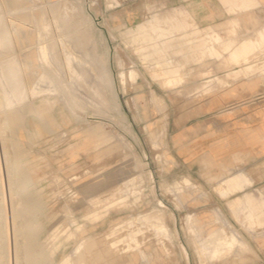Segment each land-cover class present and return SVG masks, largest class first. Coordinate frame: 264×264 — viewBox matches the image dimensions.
Returning <instances> with one entry per match:
<instances>
[{
    "label": "rangeland",
    "instance_id": "rangeland-1",
    "mask_svg": "<svg viewBox=\"0 0 264 264\" xmlns=\"http://www.w3.org/2000/svg\"><path fill=\"white\" fill-rule=\"evenodd\" d=\"M0 7L14 30L0 67L14 55L30 88L41 72V37L68 76L59 91L76 105L46 93L10 115L0 111V264H75L79 247L85 264H187L154 190L180 205L185 244L186 217L199 241L220 223L236 235L240 248L204 264H264V222L229 204L246 209L251 196L264 217V0ZM245 38L249 52L234 61ZM80 61L89 64L78 87L70 68ZM161 222L172 241L155 232Z\"/></svg>",
    "mask_w": 264,
    "mask_h": 264
},
{
    "label": "bare ground",
    "instance_id": "bare-ground-1",
    "mask_svg": "<svg viewBox=\"0 0 264 264\" xmlns=\"http://www.w3.org/2000/svg\"><path fill=\"white\" fill-rule=\"evenodd\" d=\"M235 24L237 25V23ZM233 29L235 31V27H233ZM13 31H14L13 29L11 31H7L4 24V20L2 19L1 16V7H0V48L4 49L6 52H12L14 49L12 42ZM255 34L258 36V38H261V36H263L260 33V31H257ZM37 47L39 50L38 60H39V65L41 67V72L37 75L35 81L33 82L30 88L25 83L24 69L26 68V64H19L16 58L14 57V55H9L5 60L4 67H0V95H1L0 97L2 100V102L0 103V111H4V114L6 113V115L12 114L14 111H16L18 107H20L21 105L25 104L28 100H30L31 97L40 94L44 95L46 93L56 94L58 95V97L63 99L72 109L76 108L74 96L70 94V99H69L67 98V96H65L64 94L65 92L59 91V89H61V85L64 86L66 91L68 90L66 83L69 79L68 76L64 77V75L61 74V65L54 64L53 61L50 59L51 52L44 51L41 37H38ZM237 51L236 53H233L232 56L234 61H239L241 57H244L248 54L249 52L248 38L244 39V41L240 45V48ZM88 64L89 62L80 61L74 67L77 68V70L70 68V73L73 74L72 78L74 80V83L75 85H78V87H79V82L81 81L84 82L85 76L87 75L88 72L87 70ZM167 191L168 189H164V192ZM161 195H163L162 192ZM244 201L246 204L244 205V208L246 209H243V207L237 202L236 204L234 203V205L231 206L232 207L231 209L234 210L236 209L238 212H240L244 216L245 220H250L251 218H255L256 224L259 225L262 224L264 222V217L258 209L257 201L251 196L246 197ZM172 202L174 203L175 200H173ZM177 203L172 205L173 208L178 211L180 209L179 207L180 205L178 206ZM245 210H247L248 212H245ZM182 222L183 224L181 226L182 229L181 231L184 234L186 244L190 250H192L193 248V253L197 257L199 264H204L205 262L214 263L216 261L224 260L232 253H234L235 249H237L238 247L240 248L242 246L235 234L226 233L225 226L223 223H220L221 228L219 230L214 231L213 233L207 235L203 240L199 241L195 234L196 228L192 226L190 217H186ZM159 231H160V234L158 235L159 237H164L163 239L169 238V240L172 241L171 234H169V231L163 222L155 225V232L157 233ZM134 245L136 247L138 246V244H134ZM79 248H77L72 254L74 258H76L75 264H85L86 258L84 259L83 256L81 255V252L79 253L80 251ZM88 250L90 249L87 248L86 251L90 253V251ZM141 253L143 255V252H140V254ZM146 258L141 257V259L144 260H146ZM26 261L27 264H32L31 259Z\"/></svg>",
    "mask_w": 264,
    "mask_h": 264
},
{
    "label": "water",
    "instance_id": "water-1",
    "mask_svg": "<svg viewBox=\"0 0 264 264\" xmlns=\"http://www.w3.org/2000/svg\"><path fill=\"white\" fill-rule=\"evenodd\" d=\"M154 194H155V198H156L157 204L161 208L167 210L171 214V216L173 218V221H174V226H175V232H176L177 240H178V242L180 244V247L182 249V252H183V254L185 256L187 264H192L191 263L190 254H189V250H188V248H187V246H186V244H185V242H184V240H183V238L181 236V233L179 231L177 215L175 213L174 208L171 207L170 205L166 204L165 202H163V200L159 197V194L157 193V190H154Z\"/></svg>",
    "mask_w": 264,
    "mask_h": 264
},
{
    "label": "crops",
    "instance_id": "crops-1",
    "mask_svg": "<svg viewBox=\"0 0 264 264\" xmlns=\"http://www.w3.org/2000/svg\"><path fill=\"white\" fill-rule=\"evenodd\" d=\"M229 180H230V179H229ZM233 185H234L233 182H231L230 184H227V188H226V190H227L226 192H227V193H232V192H233V189H234V188H233ZM229 191H230V192H229ZM234 203H235V202L233 201L232 203H229V204H231V206H232V205H234Z\"/></svg>",
    "mask_w": 264,
    "mask_h": 264
}]
</instances>
